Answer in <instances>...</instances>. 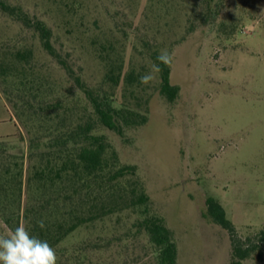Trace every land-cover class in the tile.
<instances>
[{"label": "rangeland", "instance_id": "374dc122", "mask_svg": "<svg viewBox=\"0 0 264 264\" xmlns=\"http://www.w3.org/2000/svg\"><path fill=\"white\" fill-rule=\"evenodd\" d=\"M5 1L43 20L55 46L91 86L103 79L96 54L102 46L125 50L124 74L151 71L147 53L172 55L176 100L158 93L156 72L145 85L152 95L148 122L123 138L105 133L121 164L136 167L152 212L172 231L178 264H232L229 235L206 216V199L220 202L243 239L264 227V0ZM24 44L70 94L72 81L38 36L0 12V49ZM5 88L0 78V139L20 132L26 150L27 134ZM123 92L121 84L115 94ZM135 219L121 213L83 227L62 247L82 248L84 264H155L148 238L132 229ZM241 264H264V253Z\"/></svg>", "mask_w": 264, "mask_h": 264}, {"label": "trees", "instance_id": "16d2710c", "mask_svg": "<svg viewBox=\"0 0 264 264\" xmlns=\"http://www.w3.org/2000/svg\"><path fill=\"white\" fill-rule=\"evenodd\" d=\"M0 12L35 33L43 51L73 83L70 94H65L25 44L0 49L4 95L27 134L26 150L20 132L0 139V235H11L24 222L31 235L55 249L57 264H84L82 248L70 252L63 242L83 227L129 213L136 215L135 234L148 238L155 264H178L172 231L163 217L152 212L136 167L121 164L105 133L123 138L128 130L148 122L152 95L140 82L144 73L132 69L124 74L125 50L115 51L110 44L109 49L102 46L96 51L104 74L100 85L91 86L55 46L52 29L43 20L5 0H0ZM147 54L160 67L158 93L174 102L180 89L171 83L170 66L157 60V50ZM121 84L124 92L119 98L115 91ZM206 216L227 231L232 264L254 254L262 257L264 227L243 239L213 197L206 199Z\"/></svg>", "mask_w": 264, "mask_h": 264}, {"label": "clouds", "instance_id": "9594fccd", "mask_svg": "<svg viewBox=\"0 0 264 264\" xmlns=\"http://www.w3.org/2000/svg\"><path fill=\"white\" fill-rule=\"evenodd\" d=\"M157 60L170 66L173 60L167 50H162ZM159 64H154L152 70L140 77V82L149 85L154 79V73L159 72ZM39 226L44 228V222ZM55 249L46 241L31 235L24 222L18 224L9 236L0 235V264H57Z\"/></svg>", "mask_w": 264, "mask_h": 264}]
</instances>
